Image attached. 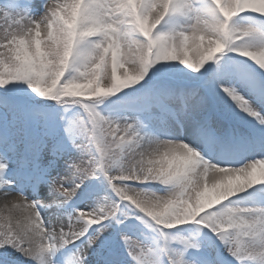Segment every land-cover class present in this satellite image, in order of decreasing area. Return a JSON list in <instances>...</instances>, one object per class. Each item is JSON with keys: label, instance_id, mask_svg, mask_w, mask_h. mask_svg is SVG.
I'll use <instances>...</instances> for the list:
<instances>
[{"label": "snow or ice", "instance_id": "snow-or-ice-1", "mask_svg": "<svg viewBox=\"0 0 264 264\" xmlns=\"http://www.w3.org/2000/svg\"><path fill=\"white\" fill-rule=\"evenodd\" d=\"M0 264H264V0H0Z\"/></svg>", "mask_w": 264, "mask_h": 264}]
</instances>
